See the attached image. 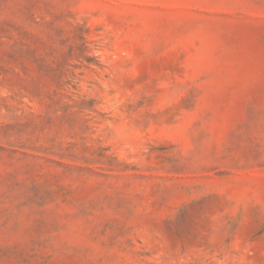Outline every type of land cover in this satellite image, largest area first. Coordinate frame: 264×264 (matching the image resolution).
I'll return each mask as SVG.
<instances>
[{
  "label": "rangeland",
  "instance_id": "1",
  "mask_svg": "<svg viewBox=\"0 0 264 264\" xmlns=\"http://www.w3.org/2000/svg\"><path fill=\"white\" fill-rule=\"evenodd\" d=\"M0 264H264V0H0Z\"/></svg>",
  "mask_w": 264,
  "mask_h": 264
}]
</instances>
